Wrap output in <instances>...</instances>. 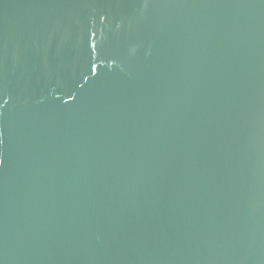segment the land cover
Instances as JSON below:
<instances>
[{
  "label": "water",
  "instance_id": "95a60500",
  "mask_svg": "<svg viewBox=\"0 0 264 264\" xmlns=\"http://www.w3.org/2000/svg\"><path fill=\"white\" fill-rule=\"evenodd\" d=\"M0 264H264V0H0Z\"/></svg>",
  "mask_w": 264,
  "mask_h": 264
}]
</instances>
